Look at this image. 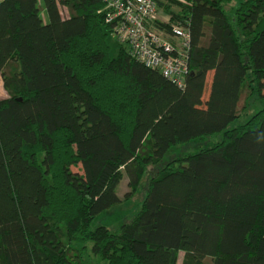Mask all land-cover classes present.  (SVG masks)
<instances>
[{
  "label": "trees",
  "instance_id": "obj_1",
  "mask_svg": "<svg viewBox=\"0 0 264 264\" xmlns=\"http://www.w3.org/2000/svg\"><path fill=\"white\" fill-rule=\"evenodd\" d=\"M41 1L47 21L40 0L0 6V264H264V0H156L190 18L184 89L130 56L100 1ZM154 168L131 221L93 228Z\"/></svg>",
  "mask_w": 264,
  "mask_h": 264
},
{
  "label": "built area",
  "instance_id": "obj_2",
  "mask_svg": "<svg viewBox=\"0 0 264 264\" xmlns=\"http://www.w3.org/2000/svg\"><path fill=\"white\" fill-rule=\"evenodd\" d=\"M5 0H0V6ZM112 37L130 56L184 89L190 74V18L162 17L156 0H98Z\"/></svg>",
  "mask_w": 264,
  "mask_h": 264
},
{
  "label": "rangeland",
  "instance_id": "obj_3",
  "mask_svg": "<svg viewBox=\"0 0 264 264\" xmlns=\"http://www.w3.org/2000/svg\"><path fill=\"white\" fill-rule=\"evenodd\" d=\"M39 8H40V16L44 21L48 20V16L45 10V5L43 1L40 0L39 2ZM160 13L162 17L166 16H172L168 12H166L163 8H159ZM171 10L180 13L181 7L177 6L176 4H171ZM61 13L63 18H67L69 16L68 11L65 8H61ZM213 79V72L208 75L207 79V87L204 94V102H206L209 98L210 94V88L211 83ZM7 92L4 89L3 80L0 77V99L7 98ZM242 101V105H243ZM256 109V105L252 104L249 106L247 110L241 109V119L239 121L233 123L230 125V128L238 127L239 125H242L246 122V119L249 118ZM224 133L220 132L210 137H204L201 139H196L194 141H191L186 144L178 145L174 148H172L168 154L165 156V158L160 163L159 169L161 170L163 167H165L170 161H173L175 159H178L180 157H185L188 155H193L196 153H199L201 150L211 148L215 146L217 143L221 142L223 140ZM159 170V171H160ZM74 171H78L77 168H74ZM158 169H151L150 173L147 174L144 177V180L142 182V185L140 189L138 190L137 194L132 197L130 200H126L125 196L130 192L129 188V179L127 175H124V178L118 187V195L120 199L122 200V203L113 207L108 212L100 215L96 218V220L93 223V228H96L98 226H106L109 227L113 231H117L123 224L126 222H129L133 219V217L141 210L146 198H147V188H148V182L150 178L156 173L159 172ZM87 246L91 247V244L88 243ZM184 258V252L180 253L179 262L178 264H182ZM85 263L86 264H107L105 261H100L98 258L90 256H85Z\"/></svg>",
  "mask_w": 264,
  "mask_h": 264
}]
</instances>
